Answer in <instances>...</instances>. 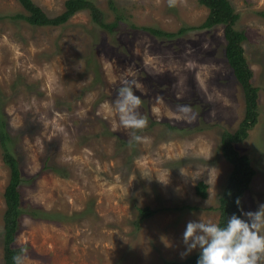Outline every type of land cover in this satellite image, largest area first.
Wrapping results in <instances>:
<instances>
[{
	"label": "rangeland",
	"instance_id": "rangeland-1",
	"mask_svg": "<svg viewBox=\"0 0 264 264\" xmlns=\"http://www.w3.org/2000/svg\"><path fill=\"white\" fill-rule=\"evenodd\" d=\"M33 1L50 17L64 10L65 0ZM93 1L113 22L110 0ZM111 1L124 16L115 34L87 11L62 27L29 26L17 0H0V118L23 179L14 244L27 249L25 264L181 263L198 253L179 255L186 222L218 221L232 168L220 135L245 108L223 26L198 28L208 9L197 0ZM229 1L258 88L257 124L235 145L255 172L241 206L255 211L264 203V0ZM125 79L148 121L139 142L111 111ZM8 178L0 147V264ZM144 207L155 213L137 225Z\"/></svg>",
	"mask_w": 264,
	"mask_h": 264
},
{
	"label": "trees",
	"instance_id": "trees-1",
	"mask_svg": "<svg viewBox=\"0 0 264 264\" xmlns=\"http://www.w3.org/2000/svg\"><path fill=\"white\" fill-rule=\"evenodd\" d=\"M19 5L25 11L22 20L29 26L34 27H62L68 23L71 17L76 13L87 11L91 21L109 34H115L119 29V24L124 21V16L120 14L117 7L110 0L108 5L115 15L114 21L104 22V15L96 6L93 0H65L64 10L53 17L48 16L44 10L33 0H17ZM200 6L208 9L207 17L200 29H209L214 26H223V39L225 40L224 56L233 76L243 93L245 104L243 118L238 127L233 132L224 131L220 135V153L222 157L231 164L232 168L228 175L226 185L218 198V221L221 226L226 223L227 216L232 213L240 214L237 208L236 199L240 198V208H242V197L249 190V185L255 172L251 167L250 159L240 154L235 148L246 140L248 133L258 121V88L253 86V71L251 70L247 59L244 56L242 44L245 36L242 31L235 28L239 19L229 0H197ZM264 16V12L260 13ZM168 36V35H164ZM91 56V55H90ZM93 58V55H92ZM87 65L93 69V79L99 78V72L94 64H91V58L87 59ZM94 66V67H93ZM5 122L0 118V147L2 149V160L8 169V182L4 189L3 198L5 210L3 213V235H2V264H13L12 256L18 254L21 247L15 246V237L18 229V218L22 213L20 185L23 182L19 164L16 157L9 150L12 139L7 130L4 129ZM207 184L200 181L195 187V193L198 197L205 199L207 197ZM42 212V211H40ZM43 213V212H42ZM154 210L144 207L139 209L138 225L142 220L153 216ZM33 216L40 215L39 211L33 210ZM45 217V215H42ZM199 253H196L181 263L165 262L163 264H196Z\"/></svg>",
	"mask_w": 264,
	"mask_h": 264
},
{
	"label": "clouds",
	"instance_id": "clouds-1",
	"mask_svg": "<svg viewBox=\"0 0 264 264\" xmlns=\"http://www.w3.org/2000/svg\"><path fill=\"white\" fill-rule=\"evenodd\" d=\"M133 81L125 79L112 102L111 111L117 117L118 125L133 130L132 141H142L136 130L147 126V118L138 110L140 98L134 94ZM239 215L227 216L226 223L193 219L186 222L181 234L184 248L179 253L183 259L193 250L199 255L196 264H264V203L255 211L240 208V198L236 199ZM27 249L21 247L12 256L13 264H25Z\"/></svg>",
	"mask_w": 264,
	"mask_h": 264
}]
</instances>
